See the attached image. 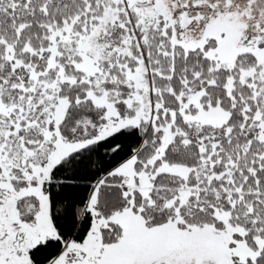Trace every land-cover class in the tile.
Returning a JSON list of instances; mask_svg holds the SVG:
<instances>
[{"label": "snow or ice", "instance_id": "6c2138e0", "mask_svg": "<svg viewBox=\"0 0 264 264\" xmlns=\"http://www.w3.org/2000/svg\"><path fill=\"white\" fill-rule=\"evenodd\" d=\"M0 264H264V0H0Z\"/></svg>", "mask_w": 264, "mask_h": 264}]
</instances>
